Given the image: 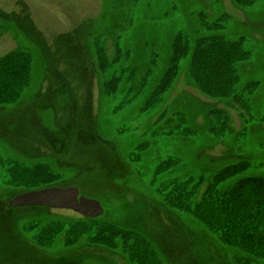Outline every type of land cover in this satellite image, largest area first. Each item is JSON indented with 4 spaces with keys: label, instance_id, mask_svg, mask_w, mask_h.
Masks as SVG:
<instances>
[{
    "label": "rangeland",
    "instance_id": "374dc122",
    "mask_svg": "<svg viewBox=\"0 0 264 264\" xmlns=\"http://www.w3.org/2000/svg\"><path fill=\"white\" fill-rule=\"evenodd\" d=\"M204 21L221 23L220 33L242 40L250 52L239 65L240 85L258 82L249 110L200 92L187 57L155 108L141 112L153 81L168 66L174 37L211 34ZM101 47L111 57L120 55L121 64L146 65L153 52L157 55L144 93L123 107L125 90L111 96L103 91L110 72L100 71L95 51ZM16 50L31 53L34 61L20 99L0 104V264H133L129 243L134 237L128 244L127 236L121 237L128 232L145 236L163 264H237V249L221 244L191 213L168 206L157 188L240 160L252 164L248 175L264 176V0L249 5L237 0H0V58ZM211 109L226 111L231 133H209ZM161 111L185 114L196 136L150 139ZM145 142L149 146L141 154ZM171 153L183 154V162L155 182L159 160ZM13 161L47 164L57 175L50 187H77L100 201L104 215L99 220L118 226L113 247L96 236L89 240L87 233L75 244H63L60 235L55 244L40 246L35 236L40 230L60 225L65 234L71 222L85 218L42 207L11 208L10 200L25 193L8 183Z\"/></svg>",
    "mask_w": 264,
    "mask_h": 264
},
{
    "label": "trees",
    "instance_id": "16d2710c",
    "mask_svg": "<svg viewBox=\"0 0 264 264\" xmlns=\"http://www.w3.org/2000/svg\"><path fill=\"white\" fill-rule=\"evenodd\" d=\"M253 1L237 0L247 5ZM202 23L207 24L211 34L193 39L179 32L174 37L168 66L164 74L153 81L141 112L155 108L174 82L180 61L187 57L190 77L200 92L214 100H233L243 109L249 110V95L255 91L254 87L258 82L248 81L240 85L239 65L248 59L250 52L245 49L242 40H232L221 34V23ZM95 53L100 71L110 72V77L103 85L107 96L116 94L117 90H125L128 95L122 103L123 107L144 93L153 75L154 65L157 64V55L154 52L151 63L146 65L136 62L131 65L121 64L120 55L109 56L106 47H101ZM33 61L31 53L21 50L11 51L0 58V104L14 105L20 99L31 81ZM116 65L119 69H116ZM230 121L226 111L211 109L206 115V129L211 135L219 137L232 132ZM150 129L153 131L149 138L153 140L165 137L192 139L197 132L185 114H167L165 111H161ZM149 143L143 144L141 154L148 148ZM181 155L183 154L171 153L169 158L159 160L154 181L163 174H172L183 162ZM11 164L8 173L6 172L8 183L25 191L50 187L57 177L47 164L20 161H13ZM251 165L248 160H240L207 174H186L183 180L171 179L166 184L159 183L157 188L168 206L191 213L211 233L217 235L221 244L237 249L240 252L234 257L237 264L264 263V176L248 175ZM68 226L70 227L65 234L61 232L63 227L60 228V225H54V229L51 225L40 230L35 234L36 242L42 247L53 245L63 235L61 242L70 245L78 242L79 235L87 233L89 240L96 236L98 240L113 247L114 235L119 233L118 226L99 218L73 221ZM124 236H127L125 244H128L129 238L134 237L129 243L133 254L129 256L133 264H163L158 251L145 236L130 232L121 237Z\"/></svg>",
    "mask_w": 264,
    "mask_h": 264
},
{
    "label": "water",
    "instance_id": "95a60500",
    "mask_svg": "<svg viewBox=\"0 0 264 264\" xmlns=\"http://www.w3.org/2000/svg\"><path fill=\"white\" fill-rule=\"evenodd\" d=\"M9 204L13 209L42 207L50 210L72 211L89 219H98L104 215L101 202L83 196L77 187L54 186L31 190L16 196L10 200Z\"/></svg>",
    "mask_w": 264,
    "mask_h": 264
},
{
    "label": "flooded vegetation",
    "instance_id": "af4514ba",
    "mask_svg": "<svg viewBox=\"0 0 264 264\" xmlns=\"http://www.w3.org/2000/svg\"><path fill=\"white\" fill-rule=\"evenodd\" d=\"M25 192H27V191H25ZM17 209H22V208H17Z\"/></svg>",
    "mask_w": 264,
    "mask_h": 264
}]
</instances>
